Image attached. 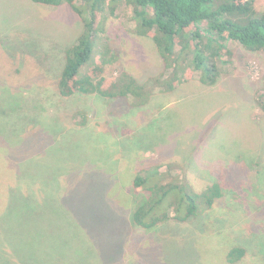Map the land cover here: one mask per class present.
Segmentation results:
<instances>
[{
  "label": "rangeland",
  "instance_id": "374dc122",
  "mask_svg": "<svg viewBox=\"0 0 264 264\" xmlns=\"http://www.w3.org/2000/svg\"><path fill=\"white\" fill-rule=\"evenodd\" d=\"M255 8L263 13L264 0ZM104 16V37L120 57L108 77L124 67L141 81L164 71L154 42L134 33L131 8L113 15L107 8ZM82 29L66 3L0 0V177L32 203L30 226L12 234L18 244L0 226V254L17 251L33 264H228L226 247L234 243L247 251L241 264H264V52L231 41L216 86L194 76L133 108L99 95L60 97L65 50ZM79 111L83 127L74 122ZM174 162L196 191L219 182L224 196L186 223L133 227L138 198L125 212L128 172L137 165L170 172Z\"/></svg>",
  "mask_w": 264,
  "mask_h": 264
},
{
  "label": "trees",
  "instance_id": "16d2710c",
  "mask_svg": "<svg viewBox=\"0 0 264 264\" xmlns=\"http://www.w3.org/2000/svg\"><path fill=\"white\" fill-rule=\"evenodd\" d=\"M31 1L46 6L66 3L83 22L77 41L65 50V64L58 82V93L63 98L76 94L99 95L108 100L124 99L129 106L140 108L148 105L157 94L176 92L194 76L203 86H216L224 71L220 61L223 56L231 54L228 49L231 41L238 42L246 51L264 52V12L256 11L255 0ZM121 5L132 9L134 33L151 39L164 62V71L144 81L126 67L118 69V75H106V69L118 64L120 57L104 37V13L108 8L113 15ZM79 117L82 121H78ZM74 122L78 126H85L84 112H77ZM106 136L103 134V137ZM105 138L102 140L105 141ZM154 149V146L151 147L152 151ZM118 161L115 162L116 166ZM166 166L175 174L160 170L161 167L146 169L138 165L136 172H128L129 182L125 189L128 196L124 211L131 209V196L138 198L135 200L137 205L130 213L133 227L149 231L171 220L186 223L210 211L224 196L219 182L198 192L191 186L187 170L181 164L174 162ZM104 167L102 170L105 172L110 170ZM104 174L96 171V175L102 179ZM27 198L21 194L16 183L0 177V226L4 224L9 231V240L12 239L15 244H18L16 236L12 237V234L15 235L17 227L30 226V214H26L25 208L32 203L27 204ZM22 239L23 235L19 236L20 242ZM30 240L31 236L27 235L23 245L27 252L32 250ZM226 248L228 264L243 263L247 255L245 248L234 243ZM2 262L33 264L31 258L19 256L17 251L12 258L0 254Z\"/></svg>",
  "mask_w": 264,
  "mask_h": 264
}]
</instances>
